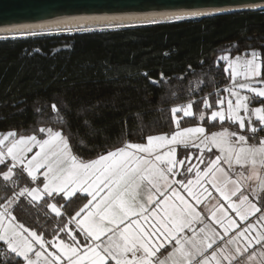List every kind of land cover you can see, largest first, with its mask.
<instances>
[{"label": "trees", "instance_id": "1", "mask_svg": "<svg viewBox=\"0 0 264 264\" xmlns=\"http://www.w3.org/2000/svg\"><path fill=\"white\" fill-rule=\"evenodd\" d=\"M68 33L0 38V134L42 139L47 132L39 129L51 128L68 137L75 155L92 160L125 143L172 133L175 107L192 105V116H180V127L199 124L210 112L205 101L215 108L230 85L221 55L234 58L256 50L264 80V11ZM203 124L208 133L233 128L229 121ZM261 137L264 133L248 141L258 144ZM190 149L180 147L179 160ZM208 154L212 160L217 153ZM6 165L0 174L8 171ZM12 171L9 181L0 175V204L35 185L23 169ZM88 199L62 194L30 203L25 196L13 214L49 244L71 243L70 236L83 244L84 234L73 221ZM52 203L61 207L60 215L48 206Z\"/></svg>", "mask_w": 264, "mask_h": 264}, {"label": "snow or ice", "instance_id": "2", "mask_svg": "<svg viewBox=\"0 0 264 264\" xmlns=\"http://www.w3.org/2000/svg\"><path fill=\"white\" fill-rule=\"evenodd\" d=\"M256 55L253 52L252 59L244 62L243 74L246 79L259 75L260 66L256 63ZM233 74H239L235 68ZM240 87H248L252 92L264 97V89L253 88L250 84H241ZM232 94L237 95L235 92ZM244 101H247V97L239 95L235 107L231 100L228 101V111L232 114L229 119L238 121L240 128L245 127V117L239 115V110L243 108L245 112H249ZM205 106L210 107L206 101ZM52 107L55 109L56 106ZM191 107L189 103L182 109L173 108L172 111L175 113L183 110L184 115L191 116ZM252 116L264 125V107L251 110L247 118L249 123ZM217 117L221 121L225 119L222 112H213L212 119ZM259 130L264 131V128ZM39 131L47 132L48 138L37 140L35 135L17 137L14 132L0 135V146H3L0 148V164L5 163L6 157H11L13 161L11 166L6 165L8 171L0 174L5 181L12 179V169L17 164L24 165L33 179L37 170L45 168L43 175L47 181L43 183V189L22 188L6 197L0 204V264H10V261H15L16 264H109L110 261H114V264H165V260H170L171 264H193L194 260L195 264H233L238 256L246 253L249 262L257 256L264 258V232H257V225L264 228V201L260 202L258 207L256 202L250 200L249 195L244 194L242 185L237 180L227 181L234 185L231 190H226V185L221 186L216 182V173L223 171L218 167L220 156L209 160L204 171L197 170L195 180H188L187 183L183 180H169L170 175L177 174L174 171L177 165H182L184 161H177L175 147L168 146H187L191 134H202L205 132L204 128L183 129L171 137L149 136L146 138V144L125 143L122 147L109 150L106 154H100L96 159L88 161L73 153L68 137L60 131L54 132L51 128H41ZM252 132H257V128L252 127ZM10 137L13 139H9ZM217 137L222 139L218 141ZM211 143L220 147L222 152L228 153L225 162L229 167L233 158L236 164H242L243 154H264V137L260 138L259 145H250L247 136L229 132L227 129L213 133ZM33 147H39V151L31 159H27L25 153L31 152ZM159 149L167 150L160 152ZM208 150L211 151V148ZM252 163L255 164L254 159ZM192 170L187 169L189 172ZM144 181L149 185L147 205L137 199V190ZM173 184L186 191L195 205L212 196L205 187L206 184L227 200V207L218 203L211 212L215 224L219 225L222 231H218L215 225L209 222L199 229V233L203 235L198 240L194 230L193 236H182L181 233L192 221H203L204 217ZM197 186L199 190H194ZM259 188L264 191V183ZM41 192L48 197L53 193H63L67 198H71L77 192L91 196L75 213L77 217L82 212L85 213L82 219L75 220L77 227L84 233L85 243L81 244L74 236H70V244L61 240L59 244L54 245L58 252L45 253V243L51 242L44 241L42 235L26 228L13 214V206H19L20 197H31L30 203H35L43 198ZM233 197H237V200L233 201ZM152 205L155 207L149 210ZM48 206L60 215L56 204ZM229 211L234 212L245 224L241 227L237 220L229 215ZM256 213L260 215L256 216ZM250 217L254 219L249 220ZM233 229H238L234 235L230 234ZM102 237L106 239L102 240ZM257 245L260 248H256ZM165 247H170L171 250L162 260L157 254ZM209 250L210 254L205 255ZM197 256L201 259H196Z\"/></svg>", "mask_w": 264, "mask_h": 264}, {"label": "rangeland", "instance_id": "3", "mask_svg": "<svg viewBox=\"0 0 264 264\" xmlns=\"http://www.w3.org/2000/svg\"><path fill=\"white\" fill-rule=\"evenodd\" d=\"M114 29H116V28H114ZM68 34H74V33H70L69 32ZM228 48H230V47H228ZM254 52L257 54L256 55V63L260 66L259 67V75L254 76V77H248L246 79L244 74H243L244 62H245V60L252 59V53L253 52L251 54H249V55L244 54L243 56H236L234 58H230L229 54L221 55L219 59H221V60L226 62V70L229 73V77H230V82L229 83H230V85L225 90L224 96L221 97L220 100H217L215 102V105H216L215 108L209 107L210 108L209 109L210 112H204L199 117V119L201 120L199 124L192 125V126H187V127H180L179 126V128H177V121H179V123H180L181 117H187V116L184 115V111L183 110H180L181 111L180 115L178 114L179 111H177V112L174 113V120H175L176 130H174L172 133H169V134L168 133L159 134V135H167V136L171 137V135H173L175 132L183 130V129H187V128L202 127V128L205 129V132L202 133V134H196V133L191 134V140L189 141L187 146H185L183 144L169 145L168 146V147H175V149H176V151H175V159L177 161H180L179 160V156H178V149L180 147L183 148V151H186V150L190 149V146L193 147V148L190 149V153H189L188 157H186L187 156L186 154H188V153H184V156L186 157L183 160L184 163L182 165H177V167L174 169V171L177 173V175L179 174L180 180H183L185 183H187L188 180H195L194 178H196L195 174H196L197 170H199V171H204L205 170V168H206V166H207V164H208V162L210 160V155H212V154H208V153H210L212 151H215L217 153L212 160H214L217 156L221 157L220 163L218 165V167L223 169V171H221V173L224 174V171L226 170L230 176L236 178L235 180H237L242 185V187L247 188V185L250 183V180H255V182L259 181L260 185L262 183H264V154L257 153L254 156H249L248 154H243L242 157H241L242 164H236L235 160L233 158L231 167H229V164L225 162V160H226V158L228 156V153L227 152H222L220 147H217L216 145L211 143L212 134L213 133L222 132L224 129H227L229 132H236L238 135H245V136L248 137V140H249V138H254V137L257 138L258 135H260L261 133H264V131H260L259 130L260 128H264V125H261L259 123V121L255 118V116H252L251 123H249V121L247 119L248 116L251 114V110L256 109V108L264 107V97H261V96L257 95L256 93L252 92L248 87H245V88H241L240 87L241 84H250L251 87H253V88L264 89V83H261V81H264L261 78L262 77L261 76L262 75L261 58L259 57V53L256 50H254ZM225 57L227 59H224ZM229 65H232V67H229ZM237 65H239V66L237 67ZM234 68H235V71L237 73H239V74H237V75L233 74V69ZM229 90H232V92H235L239 96L247 97V101H244L243 103H247L249 112H245L243 110V108H241L239 110V115L245 117V127L244 128H240L238 121H236L235 119H229V116L232 115V114L229 113V111H228V101L231 100L233 102V106L235 107V102H236V99H237V95H233L232 92H230ZM221 101H223V103H221ZM207 104L210 105V103L208 101H207ZM175 108L181 109L180 107H175ZM191 112L193 114L192 108H191ZM213 112H222L224 114V116H225V119L223 121H221L220 118L217 117L215 120H213L212 119V113ZM206 119H209L210 122L219 121L220 123L229 121L230 124L227 125V126L232 125L233 128L224 127L223 130H221V131L208 133V130H207L206 126L203 124V122ZM252 127H256L257 128V132L253 133L252 132ZM7 133H9V132L1 133L0 135L7 134ZM20 136H22V135H17V137H20ZM24 136L26 137L28 135H24ZM153 136H158V135H153ZM204 137H207V139H204ZM36 138H37V140H43V139H47L48 136H47V133H46V136L42 137V139L38 138V137H36ZM9 139H13V138L10 137ZM221 139H222L221 137H217L218 141L221 140ZM232 139H233V141H235V137H233ZM146 142H147V140L146 141H141V143H139V144H146ZM5 143L7 144L8 142L6 141ZM132 144H136V143H132ZM248 144H250V145H259V143L258 144H251L249 141H248ZM2 147L3 146H0V148H2ZM184 148H187V149H184ZM209 148H211V151L208 150ZM166 150L167 149H159L160 152H164ZM38 151H39V147H33L31 152L25 153V156H26L27 159H31V157ZM253 159L255 160V164L252 163ZM85 161H88V160H85ZM245 161H247V162H245ZM5 163H8L9 166H11V164L13 163V161L11 160V157H6ZM25 164H26V161H25ZM1 165L2 164H0V166ZM16 167L23 169L25 171V173L28 174V172H27V170H26L24 165L17 164ZM188 168H192L193 170L191 172H189V171H187ZM45 170H46L45 168H40L39 170H37L36 173H35V179H33V177L28 174L29 177L32 179V181L35 184L31 188L43 189V183L47 182L45 177H44V175H43ZM217 173H219V172H217ZM174 176L170 175L169 176V180L176 181V179H174ZM225 185H226V189L227 190H231L234 187L233 184H225ZM173 186H175V184H173ZM178 187L180 189L177 190V188L175 187L176 190L178 192H180V194L182 196H184V198L186 200H188L189 203H192L195 206V204L192 202L191 198L187 197L185 195V194H187L186 191H184L180 186H178ZM205 187L208 188V185L206 184ZM31 188H29V189H31ZM196 190H199V186H197ZM137 191H138L137 199L142 201V202H144L147 205V196L149 194V185H148L147 181H144V182L140 183V186H139ZM62 194L63 193H61L59 195H62ZM76 194L85 195L86 193L77 192ZM103 194L104 193H101V195H103ZM41 195H42V197H48V196L44 195L43 192H41ZM53 195H57V194L53 193ZM74 196H72L71 198H73ZM257 196H258V198L260 199L261 202L264 201V191H261L260 194L258 193ZM88 198H89L88 200H90L91 196H88ZM97 199H99V197H97ZM93 203H95V201H93ZM178 203L179 202L177 201V204ZM52 204H55V203H52ZM208 205H209V203H208ZM57 207L60 209V213H61L62 212L61 207H59L58 205H57ZM151 207H155V205L150 206L149 210H151ZM225 207H227V206H225ZM196 209H197V211L200 210L197 207H196ZM85 211H87V210H85ZM54 213L57 214L56 212H54ZM84 215H85V213L82 212L80 214V216L74 218L73 222H74V225L76 227H77V225L75 223V220L82 219ZM133 219H135V217H133ZM257 226L261 227L260 225H257ZM201 227L202 226L197 227V225L192 223V224H190V226L188 228H185L184 232L181 233V235L182 236L191 237V236H193V230H194L195 233L197 234L196 235V239L198 240L199 237L203 235L202 233H199V229ZM203 227H204V225H203ZM77 229L80 230V228H78V227H77ZM216 229L218 231H222V229H219L217 226H216ZM262 231L263 230H261V228L259 230H257V232H262ZM102 238H104V237H102ZM225 239H227V236L225 237ZM102 240H104V239H102ZM60 241H61L60 239H55L54 241H52V244L45 243V253L47 254V252H52V251H57L58 252L59 250L56 249L54 247V245L55 244H59ZM65 243H67V242H65ZM68 244H70V243H68ZM36 247L38 248L39 245H36ZM214 247H215V245H214ZM170 250H171L170 247L162 248L160 250V252L157 254V256L160 259L164 260L165 257L167 256V253ZM210 252H211V250H209L208 253H205V255H209ZM30 255H33V254H30ZM196 259H201V257L197 256ZM109 264H114V261H110ZM165 264H171V261L170 260H165ZM193 264H195V260L193 261ZM210 264H212V262H210ZM225 264H226V262H225ZM254 264H257V263L255 262Z\"/></svg>", "mask_w": 264, "mask_h": 264}, {"label": "water", "instance_id": "4", "mask_svg": "<svg viewBox=\"0 0 264 264\" xmlns=\"http://www.w3.org/2000/svg\"><path fill=\"white\" fill-rule=\"evenodd\" d=\"M264 0H0V28L112 14L264 11ZM212 15V14H208Z\"/></svg>", "mask_w": 264, "mask_h": 264}, {"label": "bare ground", "instance_id": "5", "mask_svg": "<svg viewBox=\"0 0 264 264\" xmlns=\"http://www.w3.org/2000/svg\"><path fill=\"white\" fill-rule=\"evenodd\" d=\"M227 12V11H218ZM213 11H159L89 16L78 19L54 20L41 24L8 26L0 28V38L32 36L34 34L76 33L83 29L101 30L113 28L136 27L148 24L171 23L183 20H195L206 16H218ZM212 14V15H208ZM177 17H179L177 19ZM90 31V30H89Z\"/></svg>", "mask_w": 264, "mask_h": 264}, {"label": "crops", "instance_id": "6", "mask_svg": "<svg viewBox=\"0 0 264 264\" xmlns=\"http://www.w3.org/2000/svg\"><path fill=\"white\" fill-rule=\"evenodd\" d=\"M178 175L176 174L174 176V179H176V181L180 180ZM229 179L235 180L236 178L230 176L226 170L224 171V174H222L221 171H219V173L216 174V182L221 186H223L225 184H231V183H227V181ZM259 185H260L259 181L255 182V180H250V183L247 185V188L242 187V191L244 192V194L249 195L250 200H253L254 202H256L258 207L260 206V202H261L257 196V194L258 193L260 194V192H261ZM178 186L179 185L175 184V186H173V187H176L178 190V189H180ZM196 189H194V190H196ZM208 189L212 193V196L203 199L201 204L195 205L198 209H200L199 212L202 214V217H204V219H203V221L194 220V221H192V223L197 225V227H199V226L203 227L204 224L211 222L213 225H215V227L217 226L220 229L219 225L215 224V221L213 220V218L211 216V212L215 210V206L218 203H223L225 206H228V201L225 200L222 196H220V194L218 192H216L210 185H208ZM185 195L187 196V194H185ZM237 196H239V193H237ZM232 199H233V201H235V200H237V197H233ZM192 202L195 204L194 201H192ZM208 203H209V205H208ZM217 215H219V213H217ZM229 215L232 216L234 219H236L237 223L240 224L241 226L245 224L244 221H240L239 217L235 216L234 212L229 211ZM259 215H260V213H256V216H259ZM252 219H254V217L249 218V220H252ZM260 228H261V230H263L262 232H264V228L257 226V230H259ZM237 230L238 229H233L230 234L234 235ZM102 239H105V237ZM256 248H260V246L257 245ZM253 250H255V249H253ZM246 256H247V253L245 255L238 256L237 259L233 261V264H254L255 262L257 264H262V261H264V258L257 256V258L255 260L249 262V261H247Z\"/></svg>", "mask_w": 264, "mask_h": 264}]
</instances>
